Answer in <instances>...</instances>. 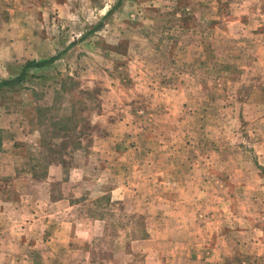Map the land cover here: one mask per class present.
Instances as JSON below:
<instances>
[{
	"label": "rangeland",
	"instance_id": "374dc122",
	"mask_svg": "<svg viewBox=\"0 0 264 264\" xmlns=\"http://www.w3.org/2000/svg\"><path fill=\"white\" fill-rule=\"evenodd\" d=\"M116 2L0 0V264H264V0Z\"/></svg>",
	"mask_w": 264,
	"mask_h": 264
},
{
	"label": "trees",
	"instance_id": "16d2710c",
	"mask_svg": "<svg viewBox=\"0 0 264 264\" xmlns=\"http://www.w3.org/2000/svg\"><path fill=\"white\" fill-rule=\"evenodd\" d=\"M121 1L122 0H117V2L115 3V5L113 6V10L116 9L120 4H121ZM109 13V11L106 12V15ZM98 25L95 26L92 30L88 31L87 33H85L83 36H81L79 38V40H82L84 38H86L88 35L92 34L96 29H97ZM58 59V55L56 56H52L50 58H47L45 60H42V61H26L19 74L11 79V80H1L0 81V86H10L18 81H21L23 80L26 76H27V72L28 70H31V69H38V68H42V67H45V66H48L49 64L53 63L55 60Z\"/></svg>",
	"mask_w": 264,
	"mask_h": 264
}]
</instances>
